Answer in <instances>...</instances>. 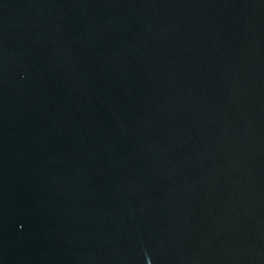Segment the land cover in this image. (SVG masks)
<instances>
[{
	"label": "water",
	"instance_id": "water-1",
	"mask_svg": "<svg viewBox=\"0 0 264 264\" xmlns=\"http://www.w3.org/2000/svg\"><path fill=\"white\" fill-rule=\"evenodd\" d=\"M0 264H264V0H0Z\"/></svg>",
	"mask_w": 264,
	"mask_h": 264
}]
</instances>
